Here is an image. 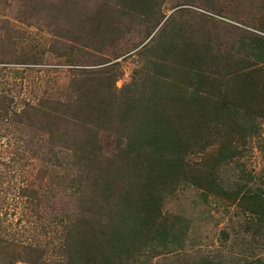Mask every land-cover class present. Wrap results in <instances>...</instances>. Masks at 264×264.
<instances>
[{
    "label": "trees",
    "instance_id": "obj_1",
    "mask_svg": "<svg viewBox=\"0 0 264 264\" xmlns=\"http://www.w3.org/2000/svg\"><path fill=\"white\" fill-rule=\"evenodd\" d=\"M2 1L18 14L0 12V264H264L188 256L190 221L162 212L196 189L245 214L244 232L264 242V193L219 174L264 123V37L244 31L222 48L177 20L182 8L155 32L166 0ZM41 7L66 13L68 33L48 50L56 62L15 46L24 33L12 23L29 27ZM128 42L140 62L117 89L120 55L108 53ZM49 67L66 70L63 94L20 98L16 79ZM10 207L16 223H36V239L15 237Z\"/></svg>",
    "mask_w": 264,
    "mask_h": 264
},
{
    "label": "rangeland",
    "instance_id": "obj_2",
    "mask_svg": "<svg viewBox=\"0 0 264 264\" xmlns=\"http://www.w3.org/2000/svg\"><path fill=\"white\" fill-rule=\"evenodd\" d=\"M94 2L92 1L93 5ZM175 5L181 6L175 7ZM5 6L7 5L0 0V12H4L8 18L13 20L18 14V6L13 5L9 8ZM179 8L185 10V15H178L177 20L179 18L181 21L184 20L187 27L196 25V27L202 26L203 28L204 25L200 33L210 38L213 44L220 45L222 48L235 47L244 31L264 37V0H166L161 7L165 18L155 29V32L170 15L175 14L173 11ZM37 10V17L29 27L21 23H12L13 28L24 33L21 39L14 38L15 46L22 51L39 52V54L44 49L47 51L45 60L59 61L61 58L56 55L51 57L52 54L48 53V50L52 48L53 38L58 35L57 32L68 33L67 28H59L66 13L61 12V15L55 19L51 12L46 16L44 13L41 14L42 7ZM33 23L40 24L34 26ZM204 29L209 33L208 35ZM127 36L137 37L134 34ZM129 45L130 42L119 44L116 51L112 49L108 53V57H115V54L120 55L113 59L119 63L122 72L116 82L117 89L130 81L133 70L140 62L137 50L126 52L128 51L127 47L130 49ZM50 68L53 67L32 69V71H27V77L17 78L16 81L20 82L23 87L19 97L28 99L32 97V93L42 94L44 91L57 95H59L58 92L63 94L61 92L64 91L68 83L66 70L52 71ZM16 99L19 101V98ZM2 140L4 138L0 139V144ZM198 158L200 157L194 159L198 160ZM219 174L225 187L232 188L235 184L247 183L252 192L260 190L264 193V123L260 124L258 134L248 140L242 150L241 157L223 167ZM15 203L23 205L24 201L15 199L13 205ZM23 206L18 207L23 208ZM12 210L11 207L7 210L6 224L10 225L11 223L10 226L15 237L24 242L36 239L40 235L35 229L36 223L32 225L27 220L22 224L16 223L17 218L22 216V211L15 209L16 211L12 214ZM162 212H170L190 221V230L186 237L184 251L190 257L221 258L225 263L256 259L264 261V242L257 244L253 237L244 232L246 215L236 207L226 208L212 198L208 204H205L200 198L199 190L189 188L170 198ZM168 256L162 255L158 258L159 260H156V264L171 262L172 257Z\"/></svg>",
    "mask_w": 264,
    "mask_h": 264
}]
</instances>
